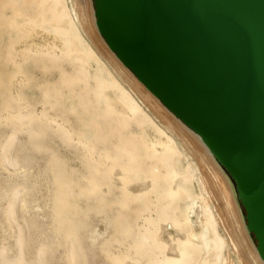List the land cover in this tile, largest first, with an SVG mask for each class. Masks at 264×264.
<instances>
[{
    "label": "bare ground",
    "instance_id": "obj_1",
    "mask_svg": "<svg viewBox=\"0 0 264 264\" xmlns=\"http://www.w3.org/2000/svg\"><path fill=\"white\" fill-rule=\"evenodd\" d=\"M90 2L0 0V264H264L230 177Z\"/></svg>",
    "mask_w": 264,
    "mask_h": 264
},
{
    "label": "water",
    "instance_id": "obj_2",
    "mask_svg": "<svg viewBox=\"0 0 264 264\" xmlns=\"http://www.w3.org/2000/svg\"><path fill=\"white\" fill-rule=\"evenodd\" d=\"M92 1L109 48L230 177L264 260V0Z\"/></svg>",
    "mask_w": 264,
    "mask_h": 264
},
{
    "label": "rangeland",
    "instance_id": "obj_3",
    "mask_svg": "<svg viewBox=\"0 0 264 264\" xmlns=\"http://www.w3.org/2000/svg\"><path fill=\"white\" fill-rule=\"evenodd\" d=\"M82 2V6L86 9V12H89L90 7H91V2L90 0H81ZM93 4V1H92ZM254 241V240H253ZM254 243L256 244V242L254 241Z\"/></svg>",
    "mask_w": 264,
    "mask_h": 264
},
{
    "label": "trees",
    "instance_id": "obj_4",
    "mask_svg": "<svg viewBox=\"0 0 264 264\" xmlns=\"http://www.w3.org/2000/svg\"><path fill=\"white\" fill-rule=\"evenodd\" d=\"M243 211H244V213L246 214V212H245V210L243 209ZM253 238H254V241L257 243V241H256V239H255V237H254V235H253Z\"/></svg>",
    "mask_w": 264,
    "mask_h": 264
}]
</instances>
